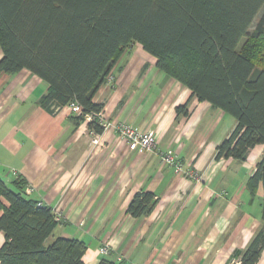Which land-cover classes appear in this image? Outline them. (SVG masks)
Returning a JSON list of instances; mask_svg holds the SVG:
<instances>
[{
  "label": "crops",
  "instance_id": "1",
  "mask_svg": "<svg viewBox=\"0 0 264 264\" xmlns=\"http://www.w3.org/2000/svg\"><path fill=\"white\" fill-rule=\"evenodd\" d=\"M2 52L0 50V59ZM111 80H108V77ZM48 84L27 70L0 73V178L61 218L57 237L84 241V264L106 258L127 264H227L264 227L263 191L247 184L264 160V145L243 161L215 160L218 144L233 131V117L191 97L134 43L118 58L93 97L102 119L153 131L157 152L127 150L113 129L96 134L65 106H39ZM187 104L188 115L176 109ZM171 152L183 172L164 165ZM194 171L199 181L186 172ZM154 194L149 215L133 218L127 207L137 192ZM2 211L0 210V215ZM4 235L0 231V247ZM107 253H99L101 247ZM234 264H239L234 262ZM256 264H264V249Z\"/></svg>",
  "mask_w": 264,
  "mask_h": 264
},
{
  "label": "trees",
  "instance_id": "2",
  "mask_svg": "<svg viewBox=\"0 0 264 264\" xmlns=\"http://www.w3.org/2000/svg\"><path fill=\"white\" fill-rule=\"evenodd\" d=\"M134 43L191 97L234 118L215 160L243 161L264 144V0H0V73L27 70L45 81L39 106L54 111L75 102L82 108L76 125L102 111L93 97ZM186 106L176 111L187 116ZM87 128L103 132L95 118ZM12 185L0 178V264H84L86 243L47 242L59 224L54 211L27 196L18 176ZM259 186L264 222V160L247 184L252 193ZM155 203L154 194L137 192L127 213L147 216ZM263 249L264 227L227 264H256Z\"/></svg>",
  "mask_w": 264,
  "mask_h": 264
},
{
  "label": "built area",
  "instance_id": "3",
  "mask_svg": "<svg viewBox=\"0 0 264 264\" xmlns=\"http://www.w3.org/2000/svg\"><path fill=\"white\" fill-rule=\"evenodd\" d=\"M108 80H111V77H108ZM67 110L73 114L76 115H82V108L76 104L75 102H71L67 105H65ZM59 109V107H55L54 110ZM97 119L100 126L103 128V130L113 129L119 139L125 143L126 148L130 152H136L138 154H144L147 152H157V146H156V136L153 131H139L137 129H134L128 124L120 123V122H108L102 119L101 112L97 114H86L84 115V121H91L92 119ZM90 134L94 136V139L92 141L93 145L97 146L99 145V140L97 138V135L94 131L90 130ZM161 161L164 165H167L169 167H172L175 171L182 173L183 172V166L181 162L176 158L175 155H173L171 152H159ZM13 175L17 176L16 172L13 171ZM186 175H188L189 178H193L196 181L200 180V176L195 173L194 171L186 172ZM56 221L60 222L61 218L58 214L55 213ZM107 247L108 245L101 247L99 249V253L102 255H105L107 253Z\"/></svg>",
  "mask_w": 264,
  "mask_h": 264
},
{
  "label": "rangeland",
  "instance_id": "4",
  "mask_svg": "<svg viewBox=\"0 0 264 264\" xmlns=\"http://www.w3.org/2000/svg\"><path fill=\"white\" fill-rule=\"evenodd\" d=\"M264 145V144H263Z\"/></svg>",
  "mask_w": 264,
  "mask_h": 264
}]
</instances>
